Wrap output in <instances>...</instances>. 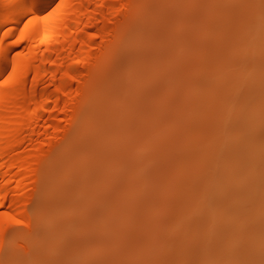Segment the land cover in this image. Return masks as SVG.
<instances>
[{
  "label": "bare ground",
  "instance_id": "obj_1",
  "mask_svg": "<svg viewBox=\"0 0 264 264\" xmlns=\"http://www.w3.org/2000/svg\"><path fill=\"white\" fill-rule=\"evenodd\" d=\"M169 3L0 0V264H68L70 259L103 264L100 258L114 254L116 237L107 234L112 227L105 219L111 194L106 185L121 180L127 195L135 179L151 183L161 138L148 114L135 128L122 120L134 107L124 99L155 105L145 81L168 72L156 51L144 50L159 46L158 25L174 12ZM179 43L180 36L171 47L185 52L189 43ZM61 167L70 169L72 189L60 196L74 189L81 201L62 218L47 219L33 211L39 209L35 195H42L46 185L57 186L53 173ZM222 191L228 187L221 186ZM125 195L111 206H126ZM15 222L29 229L28 238L16 242L10 250L14 256L1 262ZM34 222L46 227L34 231ZM71 227L82 231L78 244L88 247L90 235L96 236L108 252L87 249L73 257L61 242Z\"/></svg>",
  "mask_w": 264,
  "mask_h": 264
},
{
  "label": "rangeland",
  "instance_id": "obj_2",
  "mask_svg": "<svg viewBox=\"0 0 264 264\" xmlns=\"http://www.w3.org/2000/svg\"><path fill=\"white\" fill-rule=\"evenodd\" d=\"M169 4L178 13L158 25L159 46L144 50L159 54L168 75L145 81L155 105L124 99L134 107L122 118L135 128L145 113L160 130L153 181L135 179L127 195L121 180L106 185L107 234L117 247L99 258L103 264H264V0ZM179 36V44L189 43L183 53L171 47ZM69 171L55 169L58 184L35 195V213L49 219L76 210L81 200L74 189L60 196L72 189ZM221 186L228 191L219 193ZM123 195L126 206H111ZM33 224L37 232L46 227ZM81 232L71 227L61 240L73 257L87 249L108 252L96 236H87L88 247L78 244ZM28 234L23 223L10 225L1 262Z\"/></svg>",
  "mask_w": 264,
  "mask_h": 264
}]
</instances>
